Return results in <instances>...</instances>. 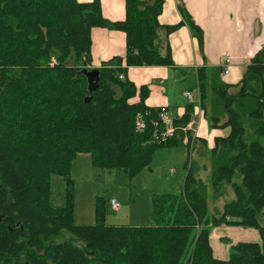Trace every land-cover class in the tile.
I'll return each instance as SVG.
<instances>
[{
  "label": "trees",
  "instance_id": "1",
  "mask_svg": "<svg viewBox=\"0 0 264 264\" xmlns=\"http://www.w3.org/2000/svg\"><path fill=\"white\" fill-rule=\"evenodd\" d=\"M122 1L125 18L110 21L99 0H0V264H264V146L247 141L242 124L254 119V132L264 136V46L235 84L195 70L213 134L199 156L209 159L212 190L227 184L234 193L218 216H208L205 184L185 166L181 193L153 197L150 225L107 224L105 199L96 201L94 224L74 222L70 169L78 154L133 177L157 149L183 144L155 140L160 106L146 103V85L125 77L128 67L174 65L162 33L187 25L201 48L202 30L183 7L177 25L162 24L164 0ZM94 28L122 31L124 55L92 67ZM192 109L185 105L175 123ZM52 174L64 180L62 205L51 200ZM222 224L254 229L259 240L231 244L218 258L210 232ZM64 231L73 238L58 240Z\"/></svg>",
  "mask_w": 264,
  "mask_h": 264
},
{
  "label": "crops",
  "instance_id": "2",
  "mask_svg": "<svg viewBox=\"0 0 264 264\" xmlns=\"http://www.w3.org/2000/svg\"><path fill=\"white\" fill-rule=\"evenodd\" d=\"M99 2L101 13L108 20L117 21L125 18L122 0H99ZM179 7H183L195 24L201 28L202 47L198 46L197 39L192 36L187 25H178L167 35L162 33L163 42L168 43L170 47L173 66L128 67L125 77L135 86L146 85L149 89L146 103L154 107L165 106L169 114V107L176 104H169L165 81L169 79L182 81L192 74L196 77L195 70L204 67L212 78L216 74L217 77L214 79L235 84L241 78L251 58L264 46V0H164L162 13L159 16L160 22L165 25H177L182 20ZM91 38L92 67L100 66L113 56L124 55L125 34L122 31L94 28ZM225 52L230 55L231 65L229 72L221 75V61ZM185 105L187 102L178 105L172 116L181 114ZM207 131L209 140L206 144L210 146L213 134L209 129ZM199 153L200 149L196 150L197 158ZM224 236L230 237L232 241L228 244L222 243L220 237ZM258 240V234L254 229L241 226L222 224L210 232V244L214 255L218 258H225L228 255L227 251L231 244Z\"/></svg>",
  "mask_w": 264,
  "mask_h": 264
},
{
  "label": "rangeland",
  "instance_id": "3",
  "mask_svg": "<svg viewBox=\"0 0 264 264\" xmlns=\"http://www.w3.org/2000/svg\"><path fill=\"white\" fill-rule=\"evenodd\" d=\"M214 76V78L217 77L216 74ZM165 87L166 94L169 96V104H176L169 107L171 115H174V109L178 105L184 102L188 103L187 98L183 96L187 89L192 92L195 103L199 96L194 74L188 75L182 81L169 79L165 81ZM207 121L206 118L203 119L202 135L188 136L187 143L181 144L182 146L157 149L152 154L149 165L133 177L122 170L98 169L93 166L90 156L87 154H81L75 158L70 169V175L74 181V222L78 225L94 224L96 201L114 198L119 203L120 209L114 211L109 205L106 207L107 224L117 226L150 225L152 223L153 197L169 192L181 193L186 175L185 166H192L194 174L205 184L208 216H218L223 205L234 198V193L227 184H224L221 190L215 193L211 188L210 163L207 155L203 154L197 158L196 150L199 151L200 149V152L204 153L207 140H209ZM242 124L245 128L246 140H258L264 146V136H258L254 132V119L243 117ZM233 181L240 182L237 171ZM50 184L52 203L62 205L64 202V180L62 176L52 174ZM259 220L264 225V217L260 216ZM69 238H73V236L64 231L57 239ZM220 239L224 244L232 241L228 236L220 237ZM230 251L231 248H228L227 252Z\"/></svg>",
  "mask_w": 264,
  "mask_h": 264
},
{
  "label": "built area",
  "instance_id": "4",
  "mask_svg": "<svg viewBox=\"0 0 264 264\" xmlns=\"http://www.w3.org/2000/svg\"><path fill=\"white\" fill-rule=\"evenodd\" d=\"M57 62L54 58H51L50 65H55ZM222 71L221 75L227 74L229 72V67L231 65V58L228 52H225L222 56ZM120 79H123V75L119 76ZM184 97L187 98L188 103L187 104H192L193 109L192 113L190 114L188 120L184 124H176L175 121L180 118L184 111L179 114L178 116L174 117L170 115L167 111V108L165 106H160V121L163 125L162 129H159L154 132V138L157 141H165L167 139L177 137L179 138L183 144L187 143L188 136L192 135H202L201 133L203 132V110L201 109L200 106V99L196 101V103L193 101V95L190 90H186L183 93ZM145 126V123L143 121L142 115L137 114L136 119H135V127L137 131H142ZM108 205L109 207L117 211L120 209L119 203L114 199L110 198L108 200Z\"/></svg>",
  "mask_w": 264,
  "mask_h": 264
}]
</instances>
